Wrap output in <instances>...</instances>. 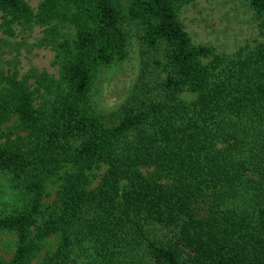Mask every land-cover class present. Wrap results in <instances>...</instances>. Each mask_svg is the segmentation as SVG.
<instances>
[{"label":"trees","instance_id":"trees-1","mask_svg":"<svg viewBox=\"0 0 264 264\" xmlns=\"http://www.w3.org/2000/svg\"><path fill=\"white\" fill-rule=\"evenodd\" d=\"M191 1L0 0L9 33L45 25L58 70L0 69V172L25 199L0 214L15 233L0 264H28L53 234L41 264H264V39L231 54L193 43L178 18ZM248 5L264 35V0ZM127 20L153 80L105 114L93 93L126 57Z\"/></svg>","mask_w":264,"mask_h":264},{"label":"rangeland","instance_id":"rangeland-1","mask_svg":"<svg viewBox=\"0 0 264 264\" xmlns=\"http://www.w3.org/2000/svg\"><path fill=\"white\" fill-rule=\"evenodd\" d=\"M35 11L40 0H27ZM123 9L127 8L128 0H119ZM178 18L187 31L193 43L212 45L217 51L227 54L234 53L244 44H254L263 40L264 35L259 31L248 0H193L183 4L178 12ZM62 32L71 33L72 30L58 24ZM129 39L127 42L126 57L100 72L93 93L94 104L102 113L114 110L135 92L144 88V83L152 84V76L143 70L144 57L138 40L137 26L133 21H125ZM45 25L33 23L25 26L21 23L10 25L11 33L2 25V12L0 11V69L15 68L20 76L30 69L45 70L57 76V67L52 64L53 51L49 46L38 45L37 41L43 34ZM149 71L152 67L146 64ZM29 81H32L30 78ZM1 86V84H0ZM180 96L189 100L195 96L190 91H183ZM15 117L3 124L7 131L14 124ZM105 166L94 168L90 172L91 185L98 182ZM60 183L57 175L46 182L45 201L53 198ZM24 196L12 187L8 173L0 172V214L23 204ZM150 226V225H149ZM157 239H169L171 231L161 225L149 227ZM57 235L44 238L33 258L28 264H41L47 252H51L57 242ZM15 247V233L0 229V258L8 259ZM76 252H79L76 250ZM84 255V254H82ZM80 257V255H79ZM83 258H79L80 262ZM69 264H74L70 262Z\"/></svg>","mask_w":264,"mask_h":264}]
</instances>
